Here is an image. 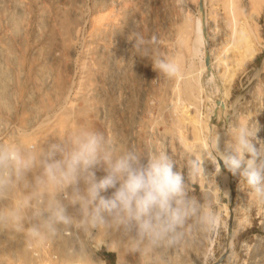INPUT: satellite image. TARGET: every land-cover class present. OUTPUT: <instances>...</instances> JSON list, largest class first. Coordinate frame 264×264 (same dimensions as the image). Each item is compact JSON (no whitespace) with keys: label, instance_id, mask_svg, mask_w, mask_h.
Segmentation results:
<instances>
[{"label":"rangeland","instance_id":"374dc122","mask_svg":"<svg viewBox=\"0 0 264 264\" xmlns=\"http://www.w3.org/2000/svg\"><path fill=\"white\" fill-rule=\"evenodd\" d=\"M101 1L0 0V83H2L0 87V143H7L13 140L30 143H39L38 141H40L41 143L45 138L54 136L56 133L60 132L58 135L63 136L77 128L87 127L96 131L99 130V132L102 131L101 133L106 136L109 134L108 136L111 139L116 138L114 141L124 148H135L141 152L164 150L172 156L176 162L177 171L184 176L189 195L197 200H204L205 196L210 197L204 202L210 204L219 217V225L213 232L190 238L183 245V248L186 246L188 249L187 254L181 257L175 256V253H170L171 250L168 253L170 257L168 260L160 259L156 255V264H245L251 256L249 254H252L255 250H259L264 255V206L253 204L251 195L249 194L250 196H248L243 187L242 179L239 176L230 174L219 163V171L217 173L213 172L212 176L203 173L201 175L202 181L200 174L190 175L187 163L188 156L186 155V149L189 146L190 148H195L198 145V141L191 138L193 137L192 127H190L192 124L187 119L188 117H191L192 120H199L201 131L198 138H202L203 142H206L210 135H220L224 139L225 132L230 125L247 123L250 120L258 121L260 131L257 135L261 140L257 141V144L260 147H264V0H255V3L254 0H232L233 3L229 0L232 6L229 9L227 4L224 5L223 0H135L134 2L136 3L130 0L134 5L130 4L129 0V3L125 0L124 2L123 0H117V2H115L116 0H111V4L108 3L109 1L106 2L107 0L105 2L108 4H105L104 0L103 2ZM120 1L121 3H118ZM125 2L127 5H125ZM103 3L108 6V10L106 6H103ZM122 3L125 5L124 9L129 7L131 10L125 9V11L121 7L124 10H121L122 13L119 10V6ZM98 5L99 7L101 6L100 9H97ZM115 6L118 8H116L118 15L122 16L125 12V16L123 15L122 18L116 14L118 16L116 20L121 25L118 27V22H113L115 20L114 14L117 11L114 9ZM131 6H135L136 9ZM224 6L227 7V11L231 10L229 11L230 14L228 13L227 15ZM102 7H104L106 12ZM71 8L75 10L73 13ZM110 8L113 11H109ZM135 10L136 12H134ZM109 12H111V16ZM112 12L114 13L112 14ZM105 14L109 16L107 18L111 17V20L113 19L111 22L117 24L115 30H112V27L109 29V25H107L110 24V22L108 23L110 19H106L108 21L101 20L104 21L102 24H100L101 21H98L99 27H96L98 25L96 18H105ZM214 14L215 16H213ZM93 16L98 17L94 18ZM198 17L200 20L202 18L203 37L200 44L202 45V53L200 54V51H197L199 54L193 55L190 52H184L181 48V36L184 35L185 31H191L190 27L192 28L195 22L194 18ZM91 19H96L94 23L97 25ZM132 19H134V26ZM61 21L64 22L62 23ZM12 22L13 24H11ZM106 22L107 24H105ZM60 23L62 26L59 25ZM103 23L108 26V33L106 31H103L104 33L101 32L104 28ZM101 25L103 28L101 27L100 29ZM95 27L99 28L98 31L101 33H98ZM92 28L97 32L95 31L92 34ZM185 28L188 29L185 30ZM57 29L64 39L57 37L59 35L57 34ZM38 30H40L39 34L37 33ZM87 31H90L91 36L94 37L92 38L93 40ZM94 34H97V37ZM136 34L142 37V40L138 42L139 47L133 44L134 41L131 40L133 35ZM190 34L188 45H192L194 39L192 31ZM105 37L108 39H104ZM101 38L104 39V43H102L104 45L100 43ZM61 39L64 42H61ZM75 39L76 41H74ZM94 39H97V41L101 40L98 41V44ZM91 40L94 45L97 43L96 47L98 45L103 47L101 46L100 48L98 46L100 48L98 52L96 47H93L95 49L90 52L93 46L92 44L90 45L92 43ZM112 42L115 43L113 44L114 46ZM224 43H229L228 46L232 44L231 47L244 46L242 48H245L244 50L240 48L239 53H236L238 51L235 48L236 52L229 49L228 52H231V55L233 51L236 55L232 57L230 62L239 57L238 55L241 52L248 54L240 63L241 65L232 70L233 77L228 85L225 80L223 81V68L226 65L224 61L220 63L222 62L220 61L221 59H216L218 58L216 54H222L223 48L220 46L224 47ZM62 44L65 47L67 46L66 48L68 49L64 46L61 47ZM105 44L110 46L105 47ZM215 45L218 47L217 50L214 48ZM86 47L89 51H87ZM220 48L222 51L218 52ZM175 54L182 58L177 57ZM93 55L94 57H91ZM156 56L173 61L176 58L182 60L180 62L178 60L175 61L177 64L182 62L178 76L167 78L158 74L152 68L150 60V58ZM97 59L106 62L105 65L100 61L97 62ZM219 63L224 65L222 66ZM98 64L102 65L101 68ZM217 65H220L219 67L221 68ZM116 66H118V69H116ZM216 66L219 68L217 69L218 73ZM232 66L234 67L233 61L228 67L232 69ZM41 68L45 71L41 70ZM220 69L223 72H220ZM49 70H51V74ZM99 73L102 74L100 75ZM207 73H211L212 77L210 79H207ZM38 75L41 78H38ZM52 75L53 77H50ZM45 76H47V79H45ZM48 77L52 78V80ZM50 80L51 82L53 81V84H51ZM40 84L42 85L41 87ZM182 84L185 90L183 87L181 90ZM79 87L81 91L83 89V91L86 90V93L78 91L81 93L79 94L76 91ZM186 89L191 90L189 92ZM186 91L189 95L185 93ZM60 93L62 96H60ZM84 98L87 99L85 100ZM176 98L181 100L182 106L179 103V99ZM78 101L83 103H78ZM63 115L67 117V120L63 119ZM185 117L186 119H184ZM57 118L60 120L56 121ZM177 118H179V121ZM176 120L178 122L181 121L182 124ZM59 122H61L60 126ZM101 123L102 125H100ZM57 126L61 127V129H57ZM177 129H180V132L182 130V133L178 132L179 130ZM18 130L22 131L24 135H17ZM179 134L181 135L179 136ZM178 136H183L185 143H190V145H186L183 139L180 138L183 142L177 141L179 140L176 138ZM185 138L188 139L189 143L186 142ZM190 141L193 142L192 145ZM181 145L184 149L180 148ZM102 174V172H97L98 176ZM198 181H201V183ZM205 182L209 186H204L206 185ZM72 211L69 208V212ZM0 235H4V237L0 236V264H30V262L35 264L38 261L39 263L43 261L42 264H73V261L66 258L67 255L65 254L69 249L68 245L70 247L77 243L71 233H67L64 238L52 241L37 249L30 247L20 236H17L20 239L18 241L22 243H17L18 245H16L17 241L14 243V238L9 240V237L12 236L9 233L0 232ZM6 235L9 236L6 237ZM17 237L15 236V238ZM114 238L104 239L97 236L90 241H83V243L89 249H93L90 250L93 257L99 258L103 261V264H116L117 253L115 250L118 241ZM98 241L102 243L96 246ZM10 242L13 243L11 244ZM106 242L108 246L103 244ZM249 249L254 251L251 252ZM11 251L14 252L15 256L14 254L12 255ZM178 251H176L177 255ZM50 252L51 254H49ZM45 254L50 256L46 257ZM92 254L88 260H76L74 263L91 264ZM106 254H109V257ZM35 255L40 257L37 258ZM12 256L17 258L13 259ZM33 257H36L38 261L35 258V262ZM46 258L49 259L46 260ZM59 259H61V262ZM67 259H69V262L66 261ZM133 259L134 253H129L121 257V262L134 264L136 261ZM62 260H65V263ZM179 260L183 261V263L179 262ZM230 260H233L234 263ZM6 261L7 263H5Z\"/></svg>","mask_w":264,"mask_h":264},{"label":"clouds","instance_id":"9594fccd","mask_svg":"<svg viewBox=\"0 0 264 264\" xmlns=\"http://www.w3.org/2000/svg\"><path fill=\"white\" fill-rule=\"evenodd\" d=\"M139 47L142 37L131 39ZM160 75L173 78L179 65L150 58ZM258 121L230 125L225 138L210 135L186 150L190 175L217 164L242 179L252 203L264 206V147ZM22 136V131L17 132ZM198 153V155L196 154ZM103 174L98 176L97 172ZM190 196L184 176L166 151L124 148L91 128H77L41 143H0V232L42 248L71 233L77 243L66 255L73 264L91 258L83 241L116 239L117 256L138 254L154 264L158 253L175 250L190 238L213 232L219 217L211 205ZM69 208L73 211L69 212ZM98 250V249H96Z\"/></svg>","mask_w":264,"mask_h":264},{"label":"bare ground","instance_id":"6f19581e","mask_svg":"<svg viewBox=\"0 0 264 264\" xmlns=\"http://www.w3.org/2000/svg\"><path fill=\"white\" fill-rule=\"evenodd\" d=\"M96 1H97V0H96ZM105 1H106V0H104V2H105ZM108 1H109V2H108ZM114 1H115V0H114ZM114 1H113V2H114ZM118 1H119V0H118ZM125 1H127V2L129 3L130 0H129V1H128V0H125ZM134 1H135V0H133L132 2H134ZM225 1H226V0H225ZM225 1L223 0V3H224V5L227 4V7H228V9H229V7L231 6V5H230V1L227 0L226 3H225ZM251 1H252V0H251ZM257 1H258V0H257ZM101 2H103V0H102ZM106 2H108L109 4L112 3L111 0H107ZM106 2H105V4H108V3H106ZM110 2H111V3H110ZM115 2H117V0H116ZM123 2H124V0H123ZM132 2L130 1V4L134 5ZM231 2H232V0H231ZM118 3H121V1L118 2ZM134 3H136V2H134ZM140 3H141V2H140ZM180 3H181V2H180ZM232 3H233V2H232ZM254 3H255V0H254ZM101 4H102V3H101ZM103 4H104V3H103ZM105 4H104L103 6H106ZM115 4H116V3H115ZM137 4H138V3H137ZM122 5H123V3L121 4V6H119V10H120V11H121V10L124 11L125 9H126V10H127V9L129 10V9H130V8L128 7L129 4H128V6H127L128 8H125V9H124V6L127 5L126 2H125V5H123V6H122ZM206 5H207V4H206ZM222 5H223V4H222ZM19 6H20V5H19ZM45 6H46V5H45ZM111 6H112V5H111ZM111 6H109V7H111ZM100 7H101V6H100ZM100 7H99V5H98L97 9H98V8L100 9ZM107 7H108V6H106V8H107ZM113 7H114V6H113ZM113 7H112V8H113ZM121 7H122L124 10L121 9ZM131 7H132V6H131ZM133 7H134V9H136L135 6H133ZM133 7H132V8H133ZM224 7H225V10H226L227 7H226V6H224ZM224 7H223V8H224ZM75 8H76V7H75ZM102 8L104 9V7H102ZM112 8H110L109 11H111V10L113 11ZM116 8H117V7L115 6L114 9H116ZM231 8H232V6H231ZM46 9H47V8H46ZM71 9H73V8H71ZM117 9H118V8H117ZM117 9H116V10H117ZM134 9H133V10H134ZM137 9H138V7H137ZM228 9H227V10H228ZM40 10H42V9H40ZM76 10H77V9H76ZM107 10H108V8H107ZM126 10H125V11H126ZM130 10H131V9H130ZM227 10H226L225 12H227V15H228L229 11H231V10H229V11H227ZM73 11H75V10L73 9V10H72V13H73ZM77 11H78V10H77ZM104 11H105V9H104ZM104 11H103V12H104ZM122 11H121V12H122ZM185 11H186V10H185ZM10 12H11V11H10ZM62 12H64V11H62ZM69 12H70V11H69ZM78 12H79V11H78ZM100 12H101V11H100ZM105 12H106V11H105ZM105 12H104V13H105ZM117 12H118V10H117V11L115 12V14H114V16H115V20L118 19V18H117L118 16L121 17V18L123 17V15L125 16V12H124V14H123L122 16L118 15L119 13L117 14ZM134 12H136V10H135ZM75 13H77V12H75ZM96 13H97V12H96ZM113 13H114V12H112V14H113ZM122 13H123V12H122ZM129 13H130V12H129ZM144 13H145V12H144ZM189 13H190V12H189ZM247 13H248V12H247ZM43 14H44V12H43ZM78 14H79V13H78ZM107 14H108V13H107ZM109 14H110V16H111V12H109ZM116 14H117L118 16H116ZM120 14H121V13H120ZM225 14H226V13H225ZM229 14H230V13H229ZM101 15H102V14H101ZM103 15H104V14H103ZM209 15H210V14H209ZM227 15H226V16H227ZM76 16H78V15H76ZM114 16H112V18H114ZM213 16H215V14H214ZM43 17H44V16H43ZM64 17H65V16H64ZM93 17H94V16H93ZM93 17H92V18H93ZM96 17H98V16H96ZM96 17H94V18H96ZM104 17H105V18L101 17V18H103V19H101L100 17H98L100 20H99L98 18H96V19H97V22H98V21H101V20L108 21V20L110 19V20L108 21V23L110 22V24H107V22H106L105 24L109 25V29H111V27H112V30H115L117 24H115V23H113V22H116V23H117L118 21H117V20H116V21H115V20L113 21V19L111 20V17H110V18H107V17H109V16H107L106 14H105ZM164 18H165V17H164ZM185 18H186V17H185ZM38 19H40V18H38ZM57 19H58V18H57ZM76 19H77V18H76ZM96 19H94V20H96ZM106 19H108V20H106ZM235 19H237V18H235ZM235 19H234V21H235ZM91 20H92L93 23L95 22L93 19H91ZM130 20H131V19H130ZM133 20H134V19H132V22H133ZM142 20H143V19H142ZM194 20H195V22H194V24L192 25V28L190 27V25H188V26L190 27V30L192 31V34L194 35V39H193L192 45H191V44L188 45V42H189V41H188V37L191 36V34H190L191 31L188 32V30H187L188 28H187V29L185 28V30H187V32L184 30L185 33H184V35H182L183 37L181 36V38H182V39H181V44H182V45H181V44H180V45L182 46L181 48L183 49L184 52L186 51V52H190V53H192L193 55H196V53H198L197 51H200V54L202 53V50H201V49H202V45H200V44H201V41H202L203 32H202V24H201V20H202V18H201V20H200V18L198 17V18H194ZM22 21H23V20H22ZM78 21H80V20L78 19ZM111 21H113V22H111ZM188 21H189V20H188ZM17 22H18V21H17ZM61 22H62V21H61ZM63 22H64V21H63ZM63 22H62V23H63ZM102 22H104V21H101L100 24H102ZM139 22H140V21H139ZM231 22H232V21H231ZM14 23L17 24L16 21H14ZM41 23H42V22H41ZM56 23H57V22H56ZM111 23H113V25H111ZM123 23H125V22H123ZM130 23H131V22H130ZM232 23H233V22H232ZM232 23H231V24H232ZM11 24H13V22H12ZM37 24H39V23H37ZM94 24L97 25L96 23H94ZM149 24H150V23H149ZM231 24H230V25H231ZM57 25H58V24H57ZM59 25H61V23H60ZM59 25H58V26H59ZM103 25H104V23H103ZM107 25H104L105 30H104V28L102 27V25L100 26V29H101V27L103 28V30H101V32L106 31V33H108V28H107L108 26H107ZM119 25H120V23L118 22L117 27H118ZM122 25H123V24H122ZM131 25H132V23H131ZM11 26H12V25H11ZM41 26H42V25H41ZM41 26H40V27H41ZM61 26H62V25H61ZM92 26H94V25H92ZM92 26H91V27H92ZM120 26H121V25H120ZM133 26H134V22H133ZM68 27H69V25H68ZM96 27H99V22H98V25H97ZM96 27H95V28H96ZM233 27H234V26H233ZM12 28H13V26H12ZM41 28H42V27H41ZM106 28H107V30H106ZM113 28H114V29H113ZM182 28H183V27H182ZM36 29H37V28H36ZM38 29H40V28H38ZM68 29H69V28H68ZM75 29H77V28H75ZM92 29H93V28H92ZM96 29H97V28H96ZM98 29H99V28H98ZM98 29H97V31H98ZM126 29H127V28H126ZM183 29H184V28H183ZM241 29H242V28H241ZM41 30H42V29H41ZM53 30H54V29H53ZM53 30H52V31H53ZM69 30H70V29H69ZM88 30H89V29H88ZM39 31H40V30H38L37 33H38ZM57 31H58V29H57ZM57 31H56V32H57ZM60 31H61V30H60ZM73 31H74V29L72 30V33H73ZM90 31H92V30H90ZM90 31H87V32L89 33ZM95 31H96V30L93 29V32H91V33L93 34ZM97 31H96V32H97ZM53 32H54V31H53ZM101 32L98 31V33H101ZM234 32H235V30H234ZM234 32H233V33H234ZM91 33H89L90 36H91ZM98 33H97V34H98ZM103 33H104V32H103ZM109 33H110V32H109ZM240 33H241V32H240ZM38 34H39V33H38ZM57 34H59V35L57 36V37H59V38H61V37L63 36V35H61V34L59 33V31H58ZM97 34H94V35L97 37ZM110 34H112V33H110ZM123 34H125V33L123 32ZM189 34H190V35H189ZM40 35H41V33H40ZM46 35H47V34H46ZM60 35H61V36H60ZM64 35H65V34H64ZM74 35H75V34H74ZM114 35H115V34H114ZM99 36H100V34H99ZM99 36H98V37H99ZM101 36H102V35H101ZM116 36H117V33H116ZM127 36H128V35H127ZM231 36H232V35H231ZM121 37H122V36H121ZM241 37L243 38V36H241ZM59 38H58V39H59ZM62 38L64 39V37H62ZM73 38H74V37H73ZM73 38H72V39H73ZM89 38H90V37H89ZM89 38H88V39H89ZM92 38H94V37L91 36V39H92ZM163 38H164V37H163ZM221 38H222V37H221ZM38 39H39V38H38ZM97 39H98V38H97ZM97 39H94V40L97 41ZM101 39H102V38H101ZM101 39H99L98 41H100ZM104 39H106V37H105ZM104 39L101 40V42H100L101 44L104 43ZM107 39H108V38H107ZM107 39H106V40H107ZM109 39H110V37H109ZM111 39H112V38H111ZM115 39H116V38H115ZM36 40H37V39H36ZM56 40H57V39H56ZM61 40H62V39H61ZM92 40H93V39H92ZM92 40H91V42H92ZM113 40H114V39H113ZM123 40H124V39H123ZM127 40H128V39H127ZM127 40H125V41L128 42ZM225 40H227V39H225ZM244 40H245V38H244ZM74 41H76V39H75ZM98 41H97V43H98ZM102 41H103V42H102ZM109 41H110V40H109ZM162 41H163V40H162ZM164 41H166V40H164ZM190 41H191V40H190ZM222 41H223V39H222ZM61 42H64V41L62 40ZM228 42H229V41H228ZM32 43H33V42H32ZM59 43H60V42H59ZM93 43H94V42L90 43V45H91V44L93 45L92 48H91V50H90V52L93 51V49H95V48H93V47H96L95 45L97 44L96 42H95V43H96L95 45H94ZM161 43H162V42H161ZM171 43H172V42H171ZM216 43H217V42H216ZM222 43H223V42H222ZM222 43H221V44H222ZM54 44H55V43H54ZM56 44H57V43H56ZM86 44H87V43H86ZM98 44H99V43H98ZM113 44H115V43L112 42V45H113ZM122 44H125V43H122ZM129 44H130V43H129ZM162 44H163V43H162ZM162 44H161V45H162ZM228 44H229V43H224V45H225L224 47H223V46H220V47L223 48V52H222V54H219V53L216 54V55L218 56V58H216V59H218V60L221 59L220 61H222V62H220V63H223V61H224V64L226 65V66H224L225 68H223V69H224V70H223V71H224V73H223V77H224V78H223V81L225 80V82L227 83V85H228L229 82L232 80V77H233V76H232V74H233L232 70L238 68V67L241 65L240 63L242 62V60H244V59L246 58V56L248 55V54L243 53V52H241L240 55L237 54L239 57H236L235 59L232 60V61H233V65H234V67L232 66L233 68L231 69L230 67H228V65H230V63H232V61L230 62V60L232 59V57L236 56V55L234 54V51H235L234 48L237 49V51H238V52H236V51H235V52H236V53H239V52H240V51H239L240 48H242V47H244V46H242V47H240V46H238V47H234V46H232V47H231L232 44H231L230 46H228ZM242 44H243V43H242ZM70 45H71V43H70ZM102 45H104V44H102ZM102 45H100V46L98 45V46L101 48ZM118 45H119V44H118ZM127 45H128V43H127ZM158 45H159V44H158ZM217 45H218V44H217ZM217 45H215V47H214V48H216V50H217V48H218ZM233 45H234V44H233ZM56 46H57V45H56ZM63 46H64V45L62 44L61 47H63ZM85 46H86V45H85ZM85 46H84V47H85ZM98 46L96 47V49H97L96 51H97V52H98V49H100ZM108 46H110V45H107V46H106V44H105V47H108ZM113 46H114V45H113ZM164 46H165V45H164ZM171 46H172V45H171ZM236 46H237V45H236ZM23 47H24V46H23ZM52 47H53V46H52ZM64 47H65V46H64ZM66 47H67V46H66ZM66 47H65V48H66ZM68 47H70V46L68 45ZM90 47H91V46H90ZM102 47H103V46H102ZM105 47H104V48H105ZM111 47H112V46H111ZM119 47H120V46H119ZM125 47H126V46H125ZM172 47H173V46H172ZM86 48H87V47H86ZM88 48H89V45H88ZM88 48H87V51H89ZM104 48H103V49H104ZM164 48H165V47H164ZM36 49H37V48H36ZM40 49H41V48H40ZM55 49H56V47H55ZM59 49H60V48H59ZM63 49H64V48H63ZM66 49H68V48H66ZM127 49H128V48H127ZM172 49H173V48H172ZM229 49H230V50H234V51L232 52V55H231V52H230V53L228 52ZM244 49H245V48H244ZM244 49L242 48V50H244ZM85 50H86V49H85ZM108 50H109V49H108ZM123 50H124V49H123ZM123 50H122V51H123ZM173 50H174V49H173ZM173 50H172V51H173ZM220 50H221V48L219 49L218 52H220ZM110 51H112V50H110ZM119 51H120V50H119ZM119 51H118V52H119ZM125 51H126V49H125ZM125 51H123V52H125ZM177 51H178V50H177ZM221 51H222V50H221ZM66 52H67V51H66ZM68 52H69V51H68ZM105 52H106V51H105ZM105 52H103V53H105ZM170 52H171V50H170ZM170 52H169V53H170ZM244 52H245V51H244ZM11 53H12V52H11ZM38 53H39V51H38ZM52 53L55 54L54 52H52ZM58 53H59V52H58ZM87 53H88V52H87ZM103 53H102V54H103ZM109 53H110V52H109ZM46 54H47V53H46ZM48 54H50V53L48 52ZM65 54H66V53H65ZM106 54H107V53H106ZM110 54H111V53H110ZM163 54H164V52H163ZM198 54H199V53H198ZM233 54H234V55H233ZM8 55H9V53H8ZM50 55H51V54H50ZM100 55H101V54H100ZM100 55H99V56H100ZM122 55H123V54H122ZM175 55H176L177 57H179V55H177V54H175ZM38 56H39V55H38ZM87 56H88V55H87ZM102 56H103V55H102ZM44 57H45V55H44ZM64 57H65V56H64ZM82 57H83V56H82ZM88 57H89V56H88ZM91 57H94V55L91 56ZM186 57H187V56H186ZM219 57H220V58H219ZM106 58H109V57H106ZM171 58H172V57H171ZM173 58H174V57H173ZM179 58H182V57H179ZM179 58H176V59H174V60H175V61L178 60L179 62L182 61V60H180ZM41 59H42V58H41ZM66 59H67V58H66ZM92 59H93V58H92ZM102 59H103V58H102ZM113 59H116V58H113ZM111 60H112V59H111ZM98 61L102 62L101 60H98V59H97V62H98ZM104 61H105V60H104ZM114 61H115V60H114ZM44 62H45V61H44ZM97 62H96V63H97ZM107 62H108V61H107ZM228 62H229V63H228ZM72 63H73V61H72ZM82 63H83V62H82ZM93 63H94V62H93ZM102 63H103V65H105L106 62H102ZM220 63H219V64H220ZM16 64H17V63H16ZM87 64H88V63H87ZM89 64H90V63H89ZM94 64H95V63H94ZM111 64H112V63H111ZM181 64H182V62L178 64V65H179V69H180V65H181ZM224 64H223V65H224ZM29 65H30V64H29ZM91 65H92V64H91ZM98 65H99V64H98ZM129 65H130V64H129ZM220 65H222V64H220ZM220 65H217V66L219 67ZM223 65H222V66H223ZM41 66H43V65H41ZM44 66H45V65H44ZM46 66H48V65H46ZM83 66H84V65H83ZM83 66H82V67H83ZM94 66H95V65H94ZM94 66H93V67H94ZM99 66H100V65H99ZM99 66H98V67H99ZM101 66H102V65H101ZM101 66H100V68H101ZM114 66H115V65H114ZM217 66H216V67H217ZM39 67H40V66H39ZM80 67H81V64H80ZM96 67H97V64H96ZM116 67H117L116 69H118V66H116ZM201 67H203V66H201ZM218 67L216 68V71H217V69L221 68V67H219V68H218ZM0 68H1V67H0ZM46 68H48V67H46ZM110 68H111V67H110ZM112 68H113V66H112ZM38 69H40V68H38ZM48 69H50V68H48ZM48 69H47V70H48ZM85 69H86V68H85ZM94 69H96V68H94ZM113 69H115V68H113ZM8 70H9V69H8ZM41 70H44V69L41 68ZM80 70H81V69H80ZM87 70H88V69H87ZM99 70H100V69H99ZM99 70H98V71H99ZM119 70H120V69H119ZM200 70H201V69H200ZM220 70H221V69H220ZM44 71H45V70H44ZM44 71H43V72H44ZM50 71H51V70H49V73H50ZM115 71H116V70H115ZM223 71L221 70L220 72H223ZM227 71H228V72H227ZM96 72H97V71H96ZM218 72H219V71H217V73H218ZM225 72H226L227 74H226ZM36 73H37V72H36ZM38 73H39V72H38ZM46 73H47V72H46ZM82 73H84V72H82ZM87 73H88V71H87ZM114 73H115V72H114ZM44 74H45V73H44ZM50 74H51V73H50ZM99 74H100V73H99ZM101 74H102V73H101ZM101 74H100V75H101ZM219 74H220V73H219ZM219 74H218V75H219ZM40 75H41V74H40ZM42 75H43V73H42ZM45 75H46V74H45ZM47 75H48V74H47ZM38 76H39V75H38ZM87 76H88V75H87ZM104 76H105V75H104ZM113 76H114V75H113ZM177 76H178V75H177ZM42 77H43V76H42ZM50 77H53V75L50 76ZM50 77H48V78H50ZM54 77H55V75H54ZM211 77H212L211 73H207V79H210ZM19 78H20V77H19ZM21 78H22V77H21ZM38 78H41V77L39 76ZM114 78H116V77H114ZM178 78H179V77H178ZM22 79H23V78H22ZM32 79H33V78H32ZM35 79H36V78H34V80H35ZM45 79H47V76H45ZM50 79L52 80V78H50ZM91 79H92V78H91ZM36 80H37V79H36ZM41 80H42V79H41ZM51 80H50V82H51ZM100 80H101V79H100ZM211 80H212V79H211ZM44 81H45V80H44ZM53 81H54V79H53ZM53 81L51 82V84H53ZM110 81H111V80H110ZM209 81H210V80H209ZM36 82H38V80H37ZM41 82H42V81H41ZM122 82H123V81H122ZM225 82H224V83H225ZM54 83H55V82H54ZM85 83H86V82H85ZM191 83H192V82H191ZM210 83H211V82H210ZM224 83H222V84H224ZM197 84H198V83H197ZM208 84H209V83H208ZM36 85H37V84H36ZM48 85H49V84H48ZM55 85H56V84H55ZM57 85H58V84H57ZM188 85H189V84H188ZM194 85H195V84H194ZM1 86H2V83H0V87H1ZM33 86H34V89H35L36 87H35L34 83H33ZM41 86H42V85L40 84V87H41ZM52 86H53V85H52ZM69 86H70V85H69ZM85 86H86V85H85ZM106 86H107V85H106ZM115 86H116V85H115ZM191 86H192V85H191ZM88 87H89V86H88ZM113 87H114V85H113ZM177 87H178V86H177ZM182 87H183V84H182V86H181V90H182ZM192 87H193V86H192ZM194 87L196 88V86H194ZM45 88H46V87H45ZM81 88H82V87H81ZM83 88H84V85H83ZM86 88H87V87H86ZM97 88H98V87H97ZM190 88H191V87H190ZM0 89H1V88H0ZM78 89H79V90H78ZM89 89H90V88H89ZM178 89H179V87H178ZM183 89H184V87H183ZM191 89H192V88H191ZM191 89H190V90H191ZM5 90H6V89H5ZM9 90H11V89H9ZM35 90H36V89H35ZM83 90H84V89H83ZM83 90H82V91H83ZM111 90H112V89H111ZM176 90H177V89H176ZM184 90H185V89H184ZM186 90L188 91L189 89H186ZM190 90H189V92H190ZM193 90H194V89H193ZM196 90H198V89L196 88ZM0 91H1V90H0ZM76 91H77V92L80 91L81 93H83V92L86 93V92H85L86 90L82 92L81 89H80V87L77 88ZM95 91H96V88H95ZM187 91H186L185 93H187V95H189V93H188ZM77 92H76V93H77ZM89 92H90V91H89ZM175 92L177 93V91H175ZM180 92H182V91H180ZM11 93H12V92H11ZM78 93H79V92H78ZM81 93H79V94H81ZM195 93H196V92H195ZM63 94H64V93H63ZM178 94H179V93H178ZM182 94H183V93H182ZM198 94H199V93H198ZM53 95H54V94H53ZM76 95H78V94H76ZM76 95H75V96H76ZM82 95H83V94H82ZM184 95H185V94H184ZM190 95H191V94H190ZM60 96H62L61 93H60ZM178 96H179V95H178ZM178 96H177V97H178ZM180 96H181V95H180ZM191 96H192V95H191ZM198 96H199V95H198ZM81 97H82V96H81ZM183 97H184V96H183ZM0 98H1V97H0ZM87 98L89 99L88 96H87ZM87 98H86V99H87ZM91 98H92V96H91ZM100 98H101V97H100ZM179 98H180V97H179ZM179 98H176V99H179ZM199 98H200V96H199ZM2 99H3V98H2ZM84 99H85V98H84ZM86 99H85V100H86ZM180 99H182V98H180ZM180 99H179V103H181V100H180ZM85 100H83V101H85ZM90 100H92V99H90ZM98 100H99V99H98ZM102 100H103V99H102ZM102 100H101V101H102ZM81 101H82V100H81ZM87 101H88V100H87ZM101 101H97V102H101ZM46 102H47V101H46ZM70 102H71V101H70ZM79 102H80V101H78V103H79ZM88 102H91V101H88ZM109 102H110V101H109ZM176 102H177V101H176ZM176 102H175V103H176ZM209 102H210V101H209ZM73 103H74V102H73ZM80 103H83V102H80ZM68 104H69V103H68ZM180 105L182 106V103H181ZM92 106H93V105H92ZM181 106H180V107H181ZM70 107H71V106H70ZM73 109H74V108H73ZM94 109H95V108H94ZM178 109H179V108H178ZM183 109H185V108H183ZM38 110H39V109H38ZM175 111H176V110H175ZM7 112H8V111H7ZM184 112H185V110H184ZM224 112H225V111H224ZM158 113L160 114V112H158ZM207 113H208V112H207ZM78 114H79V113H78ZM86 114H87V113H86ZM99 114H100V113H99ZM181 114H182V113H181ZM216 114H217V113H216ZM58 115H59V114H58ZM58 115H57V116H58ZM68 115H69V114H68ZM179 115H180V114H179ZM204 115H205V114H204ZM8 116H9V115H8ZM36 116H37V115H36ZM180 116H182V115H180ZM180 116H179V118H181ZM187 116H188V115H187ZM46 117H47V116H46ZM58 117H60V116H58ZM63 117H64V118H63ZM63 117L61 116V118H63V119H66V118H67V117H65L64 115H63ZM88 118H89V117H88ZM101 118H102V117H101ZM179 118H177L178 121H179ZM206 118H207V117H206ZM51 119H52V118H51ZM89 119H90V118H89ZM95 119H96V118H95ZM97 119H98V117H97ZM184 119H186V117H185ZM187 119H188L189 121H191V124H192V126H190V127H192V128H191V131H192V135H193V137H191V138H193L195 141L197 140V141H198V142H197L198 144L203 143L202 138H198V137H199L198 135H200V131H201V130H200V129H201V126H199L200 124L198 123L199 120H198V121H196V119H193V120H192L191 117H188ZM57 120H60V119L57 118L56 121H57ZM66 120H67V119H66ZM66 120H64V121H66ZM99 120L101 121V119H99ZM103 120H104V118H103ZM167 120H168V119H167ZM177 120H176V121H177ZM3 121H4V120H3ZM61 121H62V120H61ZM106 121H107V120H106ZM178 121H177V122H178ZM66 122H67V121H66ZM150 122H151V121H150ZM177 122H176V124H177ZM180 122H181V121H180ZM180 122H178V123H180ZM239 122H240V121H239ZM242 122H243V121H242ZM37 123H38V122H37ZM60 123H61V122H59V126H60ZM167 123H168V122H167ZM169 123H170V121H169ZM201 123H202V122H201ZM106 124H107V123H106ZM151 124H152V123H151ZM181 124H182V122H181ZM86 125H87V124H86ZM100 125H102V123H101ZM227 125H228V124H227ZM59 126H57V127H58L57 129H59V128L61 129V127H59ZM61 126H63V125H61ZM0 127H1V126H0ZM13 127H14V126H13ZM37 127H38V126H37ZM55 127H56V126H55ZM98 127H99V126H98ZM178 127H179V126H178ZM101 128H102V127H101ZM103 128H104V127H103ZM154 128H155V127H154ZM176 128H177V127H176ZM43 129H44V127H43ZM60 129H59V130H60ZM99 129H100V128H99ZM51 130H53V129H51ZM175 130H176V129H175ZM177 130H179L178 132H180V129H177ZM53 131H54V130H53ZM55 131H57V130H55ZM61 131H62V130H61ZM70 131H71V130H70ZM98 131H99V130H98ZM103 131H105V130H103ZM58 132H59V131H58ZM68 132H69V131H68ZM101 132H102V131H101ZM107 132H108V131H107ZM175 132H176V131H175ZM59 133H60V132H59ZM59 133H56L57 135L55 134L54 136H59V135H58ZM152 133H153V132H152ZM164 133H165V132H164ZM167 133H168V132H167ZM170 133H171V132H170ZM180 133H182V130H181ZM188 133H189V132H188ZM49 134H50V132H49ZM49 134H48V135H49ZM61 134H62V133H61ZM51 135H52V134H51ZM108 135H109V134H108ZM108 135H107V136H108ZM171 135H172V134H171ZM177 135H178V133H177ZM180 135H181V134H179V136H180ZM188 135H189V134H188ZM14 136H15V135H14ZM173 136H174V135H173ZM179 136L176 137V138H178V139H179V138H180V139H183V136H181L182 138L179 137ZM15 137H16V136H15ZM49 137H50V136H49ZM108 137H109V136H108ZM186 137H187V136H186ZM44 138H45V137H44ZM109 138H110V137H109ZM166 138H167V137H166ZM171 138H172V136H171ZM176 138H174V139H176ZM144 139H145V138H144ZM180 139L177 140V141H180V142H181L182 140H180ZM203 139H204V138H203ZM113 140H116V138L113 139ZM145 140H146V139H145ZM185 140H187L186 142H188V139L185 138ZM194 140H193V141H194ZM117 141H118V140H117ZM170 141H171V140H170ZM177 141H176V143L178 144ZM183 141H184V139H183ZM183 141H182V142H183ZM38 142L40 143V141H38ZM143 142H144V141H143ZM145 142H146V141H145ZM190 142H191V141H190ZM117 143H118V142H117ZM184 143H185V141H184ZM188 143H189V142H188ZM192 143H193V142H191V145H192ZM185 144H186V143H185ZM182 145H183V143H182ZM182 145H181V146H182ZM186 145L189 146L190 143H189V144H186ZM150 146H151V145H150ZM176 146H177V145H176ZM181 146H180V148H183V146L185 147V145H183L182 147H181ZM188 146H187V147H188ZM151 147H152V146H151ZM171 147H172V146H171ZM152 148H153V147H152ZM178 148H179V147H178ZM180 148H179V149H180ZM189 148H190V146L188 147V149H189ZM183 149H184V148H183ZM150 150H151V149H150ZM186 150H187V149H186ZM183 154H184V153H183ZM196 154H197V153H196ZM207 167H208V168H207ZM217 168L219 169L218 164H217ZM206 171H207V173H204V174H206V175H208V176H209V175L212 176L213 172L217 173L215 170H213V166H212L210 163H209V164H206ZM201 175H202V174H200V176H201ZM200 176H199V177H200ZM205 177H206V176H205ZM207 178H208V177H207ZM210 178H211V177H210ZM200 179H201V181H202V176H201ZM198 180H199V179H198ZM205 180H207V179H205ZM209 180L211 181V179H209ZM201 181H198V182L201 183ZM203 181H204V179H203ZM206 182L208 183V181H206ZM206 182H205L206 185H204V186H209V185H207ZM200 183H199V184H200ZM209 183H210V182H209ZM200 186H201V185H200ZM202 188H203V187H202ZM205 188H206V187H205ZM217 188H218V187H217ZM239 190H240V189H239ZM248 196H250V195L248 194ZM214 198H215V197H214ZM237 206H238V205H237ZM246 207H247V206H246ZM242 208H244V207H242ZM263 215H264V213H263ZM260 220H261V219H260ZM239 221H240V220H239ZM66 234H67V233H66ZM66 234H65V235H66ZM71 235H72V234H71ZM0 236H1V235H0ZM8 236H9V235H8ZM8 236L6 235V237H8ZM1 237H4V235L1 236ZM16 237H17V236H16ZM18 237H19V236H18ZM18 237L15 238V236L12 235L11 237H9V240H10L11 238H14L15 240H14L13 242L15 243V241H17L15 244L18 245L17 243H22V242H19L20 239H19ZM18 239H19V241H18ZM0 240H1V239H0ZM6 240H7V239H6ZM195 240H196V239H195ZM256 240H257V239H256ZM100 241H101V240H100ZM100 241L96 242V246L101 245L102 242L100 243ZM113 241H114V240H113ZM260 241H261V240H260ZM13 242H12V243H13ZM57 242H58V241H57ZM57 242H56V243H57ZM190 242H191V241H190ZM3 243H4V242H3ZM10 243H11V242H10ZM12 243H11V244H12ZM11 244H9V245H11ZM15 244H14V245H15ZM71 244H72V243H71ZM103 244H104L105 246H108V245H107V242H106V243H103ZM258 244H259V243H258ZM4 245H5V243H4ZM21 245H22V244H21ZM56 245H58V244H56ZM94 245H95V244H94ZM259 245H260V244H259ZM259 245H258V246H259ZM14 247H16V246H14ZM18 247H20V246H18ZM23 247H24V246H23ZM23 247H22V249H23ZM70 247H72V246H70ZM70 247H69V245H68V248H70ZM112 247H114V246H112ZM255 247H256V245H255ZM20 248H21V247H20ZM20 248H19V250H21ZM35 248H36V247H35ZM185 248H186V246H185ZM185 248H183V246H181L180 248L175 249L174 251H173V250H172V251L169 250V251H171L170 253H175V256H180V257H181L182 255L187 254L186 252L188 251V249H187V248L185 249ZM200 248H201V247H200ZM251 248H252V247H251ZM36 249H37V248H36ZM194 249H197V248H194ZM201 249H202V248H201ZM245 249H247V248H245ZM252 249H254V248H252ZM256 249H257V248H256ZM53 250H54V249H53ZM65 250H67V249H65ZM178 250H179V251H178ZM247 250H248V249H247ZM249 250H250V249H249ZM261 250H262V249H261ZM12 251H14V249H12ZM12 251H11V253H12V255H13L14 252H12ZM22 251H23V250H22ZM37 251H38V250H37ZM169 251H167V252H161V253H158L157 255L159 256L160 259H161V258H164V259L168 260V259L170 258L169 255H168ZM176 251H178V255H177ZM190 251H191V250H190ZM250 251L253 252L254 250H253V251L250 250ZM39 252H40V251H39ZM39 252H38V253H39ZM232 252H233V251H232ZM40 253L42 254V252H40ZM22 254H23V253H22ZM35 254H36V253H35ZM49 254H51V252H50ZM65 254H66V253H65ZM91 254H92V253H91ZM191 254H192V252H191ZM231 254H232V253H231ZM0 255H1V254H0ZM43 255H44V254H43ZM194 255H195V253H194ZM249 255H251V256H250L249 260H247L246 263L244 262L245 264H264V255L262 254V252H259V250H255L252 254H249ZM10 256H11V255H10ZM14 256H15V254H14ZM35 256H36V255H35ZM45 256H46V254H45ZM49 256H50V255H49ZM49 256H46V257H49ZM158 256H157V258H158ZM185 256H186V255H185ZM187 256H188V255H187ZM230 256H231V255H230ZM233 256H234V255H233ZM247 256H248V255H247ZM22 257H23V256H22ZM22 257H21V258H22ZM36 257L39 258L40 256L37 255ZM36 257H35V258H36ZM65 257H66V256H65ZM121 257H123L122 254L119 255V256H117L116 264H125V262H121V261H122V260H121ZM193 257H194V256H193ZM12 258H13V256H12ZM16 258H17V257H15V258H13V259H16ZM23 258H24V257H23ZM30 258H31V256H30ZM33 258H34V257H33ZM35 258H34L33 260H35V262H36V259H37V258H36V259H35ZM66 258H69V257L67 256ZM159 258H158V259H159ZM177 258H178V257H177ZM228 258H229V257H228ZM235 258H236V255H235ZM10 259H11V258H10ZM31 259H32V258H31ZM40 259H42V258H40ZM47 259H49V258H46V260H47ZM51 259H52V258H51ZM172 259H173V258H172ZM181 259H182V258H181ZM229 259H230V258H229ZM229 259H227V260H229ZM25 260H26V259H25ZM25 260H24V262H25ZM42 260H44V259H42ZM46 260H45V261H46ZM59 260H60V262H61V259H59ZM68 260H69V259H67L66 261H68ZM131 260H132V259H131ZM133 260L136 261V263H134V264H140V261H138V254L134 253V259H133ZM166 260H165V261H166ZM186 260H187V259H186ZM10 261L14 262L13 260H10ZM16 261H17V260H16ZM16 261H15V262H16ZM37 261H38V259H37ZM48 261H49V260H48ZM63 261H64V263H65V260H62V262H63ZM159 261H160V260H159ZM159 261H158V263H160ZM163 261H164V260H163ZM187 261H188V260H187ZM230 261H233V260H230ZM243 261H244V260H243ZM245 261H246V260H245ZM17 262H18V261H17ZM35 262H34V263H35ZM42 262H43V261H41V262L39 263V261H38V262H36V263H37V264H38V263H39V264H42ZM68 262H69V261H68ZM68 262H67V263H68ZM90 262H91V264H103V261H101V260H100L99 258H97L96 256L93 257V254H92V260H91ZM167 262H168V261H167ZM179 262H182V263H183V261H180V260H179ZM5 263H7V261H6ZM36 263H35V264H36ZM48 263H49V262H48ZM51 263H52V262H51ZM56 263H57V262H56ZM58 263H59V262H58ZM86 263H87V262H86ZM176 263H177V262H176ZM233 263H234V261H233ZM242 263H243V262H242ZM18 264H19V263H18ZM30 264H32V263L30 262ZM59 264H63V263H59ZM74 264H75V263H74ZM154 264H156V262H155V258H154ZM184 264H185V263H184ZM186 264H187V263H186Z\"/></svg>","mask_w":264,"mask_h":264},{"label":"trees","instance_id":"16d2710c","mask_svg":"<svg viewBox=\"0 0 264 264\" xmlns=\"http://www.w3.org/2000/svg\"><path fill=\"white\" fill-rule=\"evenodd\" d=\"M106 256L109 257V254H106ZM105 259H106V257H105ZM106 260H107V259H106Z\"/></svg>","mask_w":264,"mask_h":264}]
</instances>
